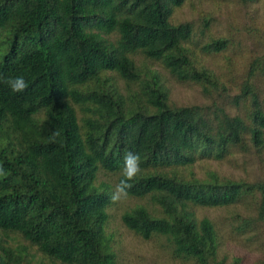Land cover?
<instances>
[{"label":"trees","instance_id":"16d2710c","mask_svg":"<svg viewBox=\"0 0 264 264\" xmlns=\"http://www.w3.org/2000/svg\"><path fill=\"white\" fill-rule=\"evenodd\" d=\"M187 1L0 0V232L61 264H116L105 234L110 193L94 180L102 169L117 184L127 151L140 155L142 169L128 196L146 203L120 220L142 239L163 237L172 258L224 264L217 230L196 207L247 201L253 214L241 229L264 228V179L190 171L197 160L263 152L256 82L264 81V26L249 14L237 41L211 33L210 17L200 14L195 38L192 21L171 20ZM197 52L218 56L222 68L215 72ZM146 60L213 100L227 97L233 113L215 101L174 104ZM17 76L28 84L19 93L4 82ZM1 239L0 264L14 262Z\"/></svg>","mask_w":264,"mask_h":264},{"label":"rangeland","instance_id":"374dc122","mask_svg":"<svg viewBox=\"0 0 264 264\" xmlns=\"http://www.w3.org/2000/svg\"><path fill=\"white\" fill-rule=\"evenodd\" d=\"M205 14L210 17V32L216 35H227L238 41V24L248 22V15H254L264 26V0L243 5L238 0H191L175 9L171 20L192 21L195 38L198 36V16ZM202 37L201 39H204ZM252 38L249 39V42ZM198 53V52H197ZM139 64L141 58L133 57ZM198 60L210 66L215 72L221 67L218 56L203 55L198 53ZM146 60V65L156 70L168 88L169 99L176 105L211 106V102L222 104L227 111L233 113V108L228 103V98L211 99L200 92L197 85L178 82L171 78L167 71L160 65ZM224 70V69H223ZM117 86L121 90L123 81L115 75ZM260 94L264 95V81L256 82ZM122 91V90H121ZM190 171L197 177H203L207 171H214L220 177L230 179H244L247 181L264 179V149L258 157L254 153L242 154L233 151L226 158L216 161L212 159L197 160ZM116 173H109L98 169L95 175V185L107 188L110 195L116 185ZM137 203H146L143 199L128 196L118 203L109 199L106 206L108 215L105 225L107 247L114 256L116 264H195L192 261H182L172 258L168 253L166 241L161 236L142 239L127 229L120 220V215ZM252 203L243 201L226 207H196L198 217L209 218L218 234L219 247L217 259H222L224 264H252L264 257V228L243 230L240 226L241 219H248L252 215ZM1 243L9 250L10 257L14 260L9 264H61L56 260L43 256L33 244H30L17 233L0 232Z\"/></svg>","mask_w":264,"mask_h":264},{"label":"clouds","instance_id":"9594fccd","mask_svg":"<svg viewBox=\"0 0 264 264\" xmlns=\"http://www.w3.org/2000/svg\"><path fill=\"white\" fill-rule=\"evenodd\" d=\"M8 84L13 92L19 93L23 92L28 84L22 76L9 77L4 80ZM60 135L59 131H55L52 134V139L55 140L56 137ZM140 155L138 153L127 151L123 157V165L121 168V179L115 185L109 199L113 203H118L123 199H126L129 194V190L132 187V181L141 173L140 165Z\"/></svg>","mask_w":264,"mask_h":264}]
</instances>
